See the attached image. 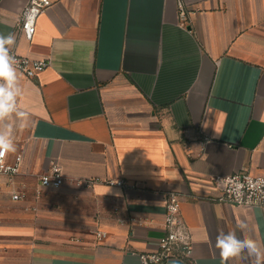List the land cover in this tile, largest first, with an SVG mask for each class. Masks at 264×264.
<instances>
[{"label": "crops", "instance_id": "crops-1", "mask_svg": "<svg viewBox=\"0 0 264 264\" xmlns=\"http://www.w3.org/2000/svg\"><path fill=\"white\" fill-rule=\"evenodd\" d=\"M52 1L29 39L28 0H0L10 47L49 62L36 78L16 70L27 115L7 123L26 199L0 192V264H139L165 233L168 192L193 256L167 264H221L216 237L240 222L264 243V209L210 199L216 175L264 174V0H182L185 26L180 0ZM52 162L65 184L37 197Z\"/></svg>", "mask_w": 264, "mask_h": 264}, {"label": "built area", "instance_id": "built-area-1", "mask_svg": "<svg viewBox=\"0 0 264 264\" xmlns=\"http://www.w3.org/2000/svg\"><path fill=\"white\" fill-rule=\"evenodd\" d=\"M52 0H28L23 7L18 30L27 38L35 33L37 19L51 5ZM179 16L185 26L187 14L182 0L178 2ZM10 55L15 58L16 70L28 78H36L49 65L46 60L31 59L19 54L15 47H10ZM24 155L21 151L9 152L0 165V192L7 190L11 199L18 201L26 199L25 190L15 187V179L22 172ZM99 179L76 181L77 185H90ZM216 194L210 199L221 203L242 207H259L264 209V174H254L249 171L234 172L229 175L213 177ZM108 184L123 186V180H107ZM39 188L37 197L43 188L59 189L65 184V176L60 166L52 162L49 168L38 175ZM165 233L158 239L157 248L153 251L139 253V264H167L171 259L187 260L193 256V239L191 230L186 223L181 210V196L177 192H168L164 200ZM131 220H135L132 218ZM98 238L107 235L106 231H96Z\"/></svg>", "mask_w": 264, "mask_h": 264}, {"label": "clouds", "instance_id": "clouds-1", "mask_svg": "<svg viewBox=\"0 0 264 264\" xmlns=\"http://www.w3.org/2000/svg\"><path fill=\"white\" fill-rule=\"evenodd\" d=\"M15 43L14 35L0 34V165L9 152H15L13 127L7 121L13 114L24 118L26 113L19 111L17 97L22 94L18 86L15 58L10 55V46ZM241 235L235 231L220 232L216 237L215 247L219 250L221 264H229L232 258L255 257L254 264H264V243L251 238L245 233L246 225L238 224Z\"/></svg>", "mask_w": 264, "mask_h": 264}, {"label": "water", "instance_id": "water-1", "mask_svg": "<svg viewBox=\"0 0 264 264\" xmlns=\"http://www.w3.org/2000/svg\"><path fill=\"white\" fill-rule=\"evenodd\" d=\"M188 28H191L190 26Z\"/></svg>", "mask_w": 264, "mask_h": 264}]
</instances>
